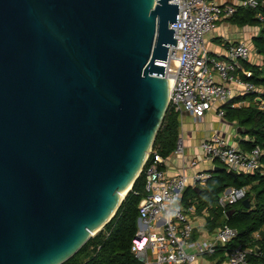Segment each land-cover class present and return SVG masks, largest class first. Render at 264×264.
I'll return each instance as SVG.
<instances>
[{"label": "water", "instance_id": "1", "mask_svg": "<svg viewBox=\"0 0 264 264\" xmlns=\"http://www.w3.org/2000/svg\"><path fill=\"white\" fill-rule=\"evenodd\" d=\"M177 21L173 0H0V264H60L114 215L168 109Z\"/></svg>", "mask_w": 264, "mask_h": 264}, {"label": "built area", "instance_id": "2", "mask_svg": "<svg viewBox=\"0 0 264 264\" xmlns=\"http://www.w3.org/2000/svg\"><path fill=\"white\" fill-rule=\"evenodd\" d=\"M178 5L177 23H169L174 29L175 46L168 49V70L175 73L170 90L168 108L179 116L189 113L196 118L213 111L219 117L225 115L222 105L235 95L256 92V86L244 79L250 72L242 71L240 60H248L254 48L244 40L227 45L226 58L218 59L209 54L206 35L216 22L228 19L238 8L257 9L263 0H173ZM256 16L264 17L260 11ZM241 70L239 75L237 70ZM236 106L235 103L231 107ZM200 148L205 160L217 159L234 172L253 173L260 170V147L239 149L223 137L214 134L202 140ZM184 141L177 137L175 147L168 156H182ZM167 157V158H168ZM150 151L142 167L145 176V194L138 205V229L131 246L132 252L142 264H198L202 253H212L217 246L224 247L228 264L253 263L248 259L250 247L241 244L227 246L237 236V230L228 224L217 226L213 239L196 243L192 240L189 211L181 205V198L188 185H204L211 171H196L188 177L184 172L169 175L163 163L167 159ZM197 164L196 159L190 165ZM247 188L228 187L217 197V206L224 208L245 198ZM257 237V234L256 236ZM191 249V250H189Z\"/></svg>", "mask_w": 264, "mask_h": 264}, {"label": "trees", "instance_id": "3", "mask_svg": "<svg viewBox=\"0 0 264 264\" xmlns=\"http://www.w3.org/2000/svg\"><path fill=\"white\" fill-rule=\"evenodd\" d=\"M257 11L264 17V0L257 9L238 8L229 19L238 26L259 28L258 33L251 37L250 45L261 55V62H242V66L250 72V75L243 76L244 79L252 82L258 90L232 98L222 108L225 110L224 116L236 122L243 130L242 135L248 137L242 140L245 150L260 147V170L253 173H231L222 166L217 172L211 171V177L204 185H188L181 198L185 206L194 200L198 209L209 206L212 221L217 226L228 224L235 228L237 236L227 246L241 244L250 247L252 252L248 259L253 263L264 262V19L257 18ZM247 99L253 101V104L231 107L232 102ZM178 126V114L168 108L156 133L152 151L163 157L169 156L175 147ZM144 186L145 176L141 171L111 219L60 264H142L132 252L131 246L138 229V205L145 194ZM228 187L247 188L245 197L250 198V206L246 208L238 201L224 208L218 207L217 197ZM230 210L233 211L227 216Z\"/></svg>", "mask_w": 264, "mask_h": 264}, {"label": "crops", "instance_id": "4", "mask_svg": "<svg viewBox=\"0 0 264 264\" xmlns=\"http://www.w3.org/2000/svg\"><path fill=\"white\" fill-rule=\"evenodd\" d=\"M254 30V27L235 25L229 18L216 22L214 28L206 35V47L209 54L218 59H225L227 45L230 42H236L238 40H247L250 44L251 37L257 34ZM253 53H257L256 50H254L252 54ZM256 57V61H251L250 59L247 61L253 64H259L261 62V57L258 55H256ZM242 62L243 60L239 61V68L242 69V71L249 72L247 68L242 66ZM240 69L237 70L239 75L242 73ZM243 95L245 94L235 95L232 98ZM233 103L236 104L234 107H239L251 105L253 104V101L247 99L243 101H235L231 104ZM178 119V136L181 135L183 138L184 153L182 156L166 157L167 159L163 163V167L169 175L184 172L185 175L190 177L196 171H213L215 165H220V162L217 159L210 161L205 160L200 148L201 141L214 134L223 137L228 143L235 145L239 149H245L242 140H247L248 137L239 133L237 131L238 125L236 122L228 120L225 116L219 117L213 111H209L201 118H196L189 113H185L180 116L178 115ZM191 159H196L197 164L194 166L190 165ZM180 202L185 210L190 206L194 207V209L189 211L192 225V240L196 243L211 241L217 228V224L212 221L209 206H203L198 209L197 204L195 203L196 200L187 206L183 205L182 201ZM197 263L228 264L226 251L221 246H217L212 253L199 254Z\"/></svg>", "mask_w": 264, "mask_h": 264}, {"label": "rangeland", "instance_id": "5", "mask_svg": "<svg viewBox=\"0 0 264 264\" xmlns=\"http://www.w3.org/2000/svg\"><path fill=\"white\" fill-rule=\"evenodd\" d=\"M254 32L255 33H258V31H259V28H257V27H254ZM247 44L249 43L247 40H244ZM251 44V43H250ZM256 55H258L259 57H261V55L260 54H258V53H253V54H251L250 55V57H249V59L251 60V61H256ZM220 165H222L223 166V164H221L220 163Z\"/></svg>", "mask_w": 264, "mask_h": 264}]
</instances>
